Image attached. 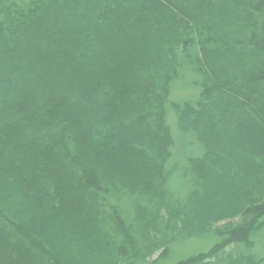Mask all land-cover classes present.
<instances>
[{
    "label": "trees",
    "instance_id": "1",
    "mask_svg": "<svg viewBox=\"0 0 264 264\" xmlns=\"http://www.w3.org/2000/svg\"><path fill=\"white\" fill-rule=\"evenodd\" d=\"M179 68L201 77L171 103L201 154L173 194ZM47 73V96L20 87ZM263 215L264 0H0V264L139 261L233 218L177 264H264Z\"/></svg>",
    "mask_w": 264,
    "mask_h": 264
},
{
    "label": "rangeland",
    "instance_id": "2",
    "mask_svg": "<svg viewBox=\"0 0 264 264\" xmlns=\"http://www.w3.org/2000/svg\"><path fill=\"white\" fill-rule=\"evenodd\" d=\"M43 62V61H42ZM84 74H91V69L88 70V67H84L82 70ZM86 72V73H85ZM76 76L74 74L62 75L60 78L63 81L74 80ZM52 76L48 73L43 76L42 81H37L35 79H28L20 86L21 88L25 87L29 91H39L44 96L50 93V89L53 81ZM201 77L189 68L182 69L178 71V75L171 82L169 89L168 103L165 107L164 120L166 125L170 128L173 139L174 146L172 150V156L170 161L167 164V169L171 166L178 165L177 171L174 172L173 177L170 181V189L172 193H180V187L184 185L185 180L181 178V173L185 166V161L187 158L197 157L201 154L200 148L196 145L195 140L192 136L182 135L178 130L177 121L175 113L171 107V103H177L184 100H196L199 96L201 90L199 83ZM24 88V89H25ZM75 94H78L79 91L75 90ZM179 190V191H178ZM17 203H20L17 200ZM107 205L115 206L120 210V213L125 217L129 218L131 214L132 207L129 204V201L124 198V196L118 195L117 198L113 197L108 199ZM130 206V207H129ZM236 218L231 219L230 221H220L216 225L212 226L210 231H207L203 234L189 235L182 237L170 242L167 245L166 251L161 254V250L153 253L151 256L145 258L144 260L137 261H126L122 264H177L179 261L186 260L190 257L197 256L202 253L208 252L213 246L220 243L222 236L217 233V229L223 227L229 222H234ZM262 223V231L256 232L252 235L256 243V251L264 254L263 247L261 246L260 240L264 234V215L259 220Z\"/></svg>",
    "mask_w": 264,
    "mask_h": 264
}]
</instances>
